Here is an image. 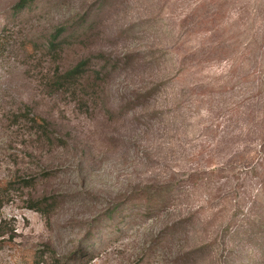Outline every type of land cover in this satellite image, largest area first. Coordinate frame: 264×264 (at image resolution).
<instances>
[{
	"label": "rangeland",
	"instance_id": "obj_1",
	"mask_svg": "<svg viewBox=\"0 0 264 264\" xmlns=\"http://www.w3.org/2000/svg\"><path fill=\"white\" fill-rule=\"evenodd\" d=\"M20 2L0 0V264H264V0ZM91 55L77 96L51 87Z\"/></svg>",
	"mask_w": 264,
	"mask_h": 264
},
{
	"label": "trees",
	"instance_id": "obj_2",
	"mask_svg": "<svg viewBox=\"0 0 264 264\" xmlns=\"http://www.w3.org/2000/svg\"><path fill=\"white\" fill-rule=\"evenodd\" d=\"M28 4V0H21L17 5L19 10H23ZM82 22V21H81ZM83 28V23L81 24L77 17L75 18V25H70L65 22L59 24L50 36L46 38L45 46L56 58L60 57L61 54L65 52V49L76 45L71 39L80 32ZM92 57L88 56L82 58L79 62L69 68L57 67L56 72L52 76V86L55 90L61 92H72L74 96L80 93V88L83 86L84 79L89 75L90 67L92 63ZM101 74L98 72V75ZM96 81V80H95ZM84 100V99H83ZM33 121L39 125L42 130L48 129V122L41 116H33ZM4 192L0 188V208L4 205ZM35 207V205H31ZM2 243V242H1ZM58 258H56L57 260ZM56 264H64L58 259Z\"/></svg>",
	"mask_w": 264,
	"mask_h": 264
}]
</instances>
